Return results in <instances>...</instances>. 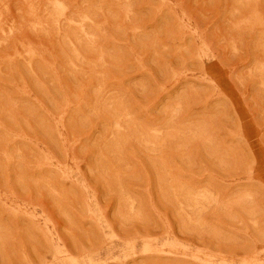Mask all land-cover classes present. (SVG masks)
<instances>
[{
	"label": "rangeland",
	"instance_id": "374dc122",
	"mask_svg": "<svg viewBox=\"0 0 264 264\" xmlns=\"http://www.w3.org/2000/svg\"><path fill=\"white\" fill-rule=\"evenodd\" d=\"M0 264H264V0H0Z\"/></svg>",
	"mask_w": 264,
	"mask_h": 264
}]
</instances>
